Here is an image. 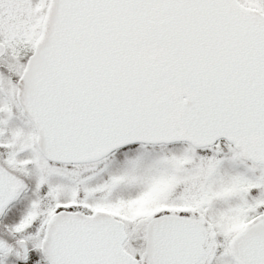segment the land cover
Segmentation results:
<instances>
[{"label": "snow or ice", "instance_id": "snow-or-ice-1", "mask_svg": "<svg viewBox=\"0 0 264 264\" xmlns=\"http://www.w3.org/2000/svg\"><path fill=\"white\" fill-rule=\"evenodd\" d=\"M0 264H264V0H0Z\"/></svg>", "mask_w": 264, "mask_h": 264}]
</instances>
